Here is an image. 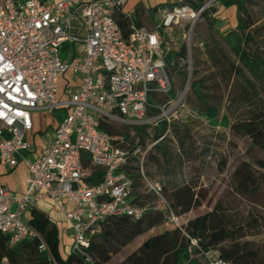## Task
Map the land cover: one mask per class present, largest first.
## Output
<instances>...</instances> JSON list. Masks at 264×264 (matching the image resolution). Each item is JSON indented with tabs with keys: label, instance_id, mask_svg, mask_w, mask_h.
Instances as JSON below:
<instances>
[{
	"label": "built area",
	"instance_id": "built-area-1",
	"mask_svg": "<svg viewBox=\"0 0 264 264\" xmlns=\"http://www.w3.org/2000/svg\"><path fill=\"white\" fill-rule=\"evenodd\" d=\"M126 1L0 0V163L20 164L27 171L23 192L0 185V234L8 237L10 248L37 239V251L52 258L25 218L31 207L48 202L65 220L57 227L61 241L69 239L70 252L81 255L85 264H95L87 249L102 223L122 215L139 220L149 209L133 203V181L125 169L131 156H140L141 164L144 150L137 146L130 152L117 146L119 137L101 129L100 123L169 126L184 93L168 105L152 103L172 89L166 64L171 49L162 33L182 27L187 51L195 23L220 0H177L158 9L152 29L130 22L127 39L114 17ZM76 43L83 45L80 55ZM65 44L70 47L68 58L60 57ZM188 55L189 51L178 64H185ZM68 71L79 84L58 98V75ZM62 109L66 113L54 132L32 155L26 138L33 126L32 113ZM98 172L101 179L92 183ZM151 187L161 196L159 183ZM158 208H164L165 219L188 238L191 259L231 264L217 248H203L190 237L166 201ZM0 264L10 262L3 257Z\"/></svg>",
	"mask_w": 264,
	"mask_h": 264
},
{
	"label": "rangeland",
	"instance_id": "rangeland-1",
	"mask_svg": "<svg viewBox=\"0 0 264 264\" xmlns=\"http://www.w3.org/2000/svg\"><path fill=\"white\" fill-rule=\"evenodd\" d=\"M245 7L247 14L243 13L242 18L250 17L254 21L250 30L253 31L256 42L244 43V46L251 52H256L258 48L264 54V0H245ZM226 8L225 4L219 2L211 8L210 13L203 15L195 23L189 41L190 48L187 47V62L181 65L177 63V70L168 68L172 89L166 95H157L152 101L156 105L164 106L169 101H177L184 93L176 113L171 118V124L164 131V144L172 152L173 159H178L181 155L180 166L175 163L174 167L177 173L173 171L175 175L165 176L157 165H151L150 169L144 167L145 178L142 175L138 191L145 195L144 204L152 208L163 205V201L170 205L164 190L171 186L172 181L177 184L189 183L194 186L200 204L182 214H176L172 208L182 229H185L189 220L214 211L229 229L237 231L236 242L252 250L258 264H264V167L256 162V159L264 161V149L253 146L251 139L244 133L231 129L232 124L250 120L258 111L264 112V80L253 77L242 66L225 38L227 33L234 35L237 32L236 11L231 22L226 16V30L219 31L220 22L216 16H225ZM72 26L73 31H76L77 21H72ZM162 34L171 51H178L181 45L186 47L182 27H175L172 32L165 31ZM82 49V44H75L78 54H81ZM68 50L70 47L61 49L60 57L68 58ZM65 74V77L58 75L60 88L65 86L70 72ZM192 79L199 83L202 92L208 94V100L216 105L215 118L202 113L197 96L190 86ZM72 92L73 89L68 87L64 94ZM155 112L150 110V114ZM38 114L43 117V121L45 112ZM173 124L178 128L172 127ZM116 129L123 133V137H134L131 135V126H116ZM128 144L130 141L127 140L125 145ZM241 166L251 173L254 182V187H250L248 191L238 188L240 179L236 173ZM139 170L141 172V167ZM154 183L160 184L161 196L152 190ZM38 209L48 214L47 206L38 205ZM173 226L164 217L163 221L135 237L106 264L119 263L128 255L137 252L147 237L156 236L165 229L171 231ZM68 244V240L61 241L63 256L71 251ZM224 245L228 243L225 242ZM35 259L34 253L24 251L19 262L33 264Z\"/></svg>",
	"mask_w": 264,
	"mask_h": 264
},
{
	"label": "trees",
	"instance_id": "trees-1",
	"mask_svg": "<svg viewBox=\"0 0 264 264\" xmlns=\"http://www.w3.org/2000/svg\"><path fill=\"white\" fill-rule=\"evenodd\" d=\"M220 2L227 7L234 6L238 16L237 32L234 35H228L227 33L225 36L230 48L236 54L242 66L253 77L264 80V54L258 48L256 52H251L244 46V43L256 42L254 33L250 30L254 21L250 17L249 19L242 18L243 13L247 14L245 0H220ZM208 13L210 11L204 15ZM114 17L123 37L127 39L130 35V18L122 12L115 13ZM137 26L139 27V25ZM67 48L68 45L66 44L62 47V49ZM186 55L187 51L184 45H181L178 51H170L166 57L167 69L177 70L176 64L178 60L185 59ZM173 60L174 63H172ZM190 86L197 96L202 113L210 118H215L217 116V107L208 100V94L199 89L200 85L195 79L190 80ZM166 126V122H160L159 127H154L152 138L156 139L162 136ZM172 127L178 128L174 124ZM100 128L107 131L110 135L119 137V140L116 142L117 146L125 148L130 152L137 146L145 147V139L149 137L146 127L136 129V135L132 138H128L125 135L123 137V133L112 124L101 122ZM134 128H137V126H134ZM231 129L235 132L244 133L251 139L253 146L264 149V112L258 111L253 115L252 119L232 124ZM136 137L138 138L137 142H135ZM127 140L130 141V144L126 146ZM164 142L165 137L162 143L160 142L153 147V152L150 151L148 153L147 159L154 165L159 166L165 176H172V174L175 175L177 173L174 169L175 165L178 164L180 166L181 164V155L178 159L176 157L174 160L172 152ZM129 162L130 164L126 166V172L133 181V203L138 206H146L144 204L145 195L138 191L142 178L139 170L140 166L138 161L134 164L136 162L134 156L129 158ZM256 162L261 167H264V161L256 159ZM173 171H175V174L172 173ZM236 174L240 179L238 183L240 190L248 191L250 187H254L252 175L249 171L242 169L241 166ZM101 176L102 172H98L91 179V182H98ZM171 181L172 179L168 182ZM170 185L167 190H164L165 196L176 214L188 212L200 204L197 201L194 186L187 182L177 184L176 181H172ZM164 215L165 209L156 206L149 208L139 220H134L127 215L109 218L102 223L101 231L92 237L87 252L95 259V264H106L113 256L117 255L125 246L131 243L135 237L163 221ZM28 223L44 240L52 258L37 251V239L28 240L10 248L7 245L8 237L0 234V259L6 257L10 264H20L22 252L29 251L36 255L33 264H85L81 255L73 252H70L66 257L62 255L60 234L55 223L50 220L47 214L36 207H31L28 210ZM184 230L190 237L197 239L203 248H217L221 258L231 264H258L255 261L254 252L236 242L237 231L229 229L222 218L217 216L214 211L204 213L189 220ZM225 242L228 245H224ZM117 264L201 263L197 259L190 258L188 253V238L180 229L175 227L171 231L165 229L156 236L147 237L137 252H133Z\"/></svg>",
	"mask_w": 264,
	"mask_h": 264
},
{
	"label": "crops",
	"instance_id": "crops-1",
	"mask_svg": "<svg viewBox=\"0 0 264 264\" xmlns=\"http://www.w3.org/2000/svg\"><path fill=\"white\" fill-rule=\"evenodd\" d=\"M177 2V0H127L124 6L122 7L121 11L124 14H126L131 22L135 23L136 25H139V27H144L147 29H152L157 21V15H158V9L165 8V7H171ZM226 14L225 16H228L229 21L231 22L233 18H235L236 14V8L234 6H230L226 8ZM117 13V12H116ZM217 21L220 22L219 31L223 32L226 30V21L225 19H221V17H217ZM225 26V27H221ZM68 49V48H67ZM70 55V52L67 54ZM76 55V54H75ZM78 55V54H77ZM80 55V54H79ZM70 57V56H69ZM66 74H62V77H65ZM79 84V78L75 75H73L70 72V75L68 77L67 82L65 83V86L63 88H60L58 86L57 89V97L62 98L65 96V91L68 89V87H71L73 89V92L76 90L77 86ZM42 111H34L32 113V122L33 126L31 131H29L26 135L27 140L31 143L32 146V155H35L38 153V151L41 149V147L44 145L46 139L52 135L54 132V129L57 127L58 122L61 120V118L66 113V110H58V111H43L45 112L44 120L42 116H40L38 113ZM160 123L157 125L159 127ZM142 127H146L147 132H149V137L145 139L146 146L141 147L144 150L142 157L141 164L140 156H134L136 159V162L141 167V172L145 178L144 175V167L145 169H150L151 165H154L150 161H148L147 156L150 151L153 152V147L158 144L162 143L164 136V133L162 136L153 139L152 135L154 130L151 129V125H138L137 128H133V131L131 132V135L135 136L137 130ZM156 128V126H154ZM138 138H135V142H137ZM130 162L126 164L129 165ZM133 164V163H132ZM125 166V169H126ZM26 177H27V171L24 168L23 165H17L15 167H9L7 165H4L0 163V185H6L10 189L17 191V192H23L25 189V183H26ZM38 205H43L48 207V216L52 222L55 223L56 227L59 225H64L65 220L63 216L60 213H56L50 208V204L48 202H39L35 207L38 209ZM28 215V211L26 213ZM25 214V216H26ZM28 219V217H25ZM69 230V234H70ZM68 242H70L69 239ZM62 253V252H61ZM66 257V256H64Z\"/></svg>",
	"mask_w": 264,
	"mask_h": 264
}]
</instances>
